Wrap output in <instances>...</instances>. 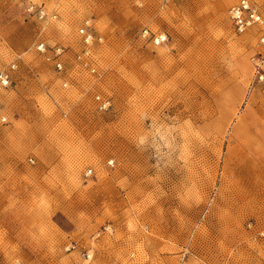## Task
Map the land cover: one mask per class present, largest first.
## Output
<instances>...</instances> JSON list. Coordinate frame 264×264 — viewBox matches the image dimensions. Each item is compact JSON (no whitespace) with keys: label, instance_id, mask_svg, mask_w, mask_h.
<instances>
[{"label":"rangeland","instance_id":"1","mask_svg":"<svg viewBox=\"0 0 264 264\" xmlns=\"http://www.w3.org/2000/svg\"><path fill=\"white\" fill-rule=\"evenodd\" d=\"M237 1L0 0V264H264V26L235 33Z\"/></svg>","mask_w":264,"mask_h":264},{"label":"built area","instance_id":"2","mask_svg":"<svg viewBox=\"0 0 264 264\" xmlns=\"http://www.w3.org/2000/svg\"><path fill=\"white\" fill-rule=\"evenodd\" d=\"M39 18L42 19L45 15L43 11H38ZM228 18L235 33L243 34L253 26L262 28L264 26V14L260 11L259 6L254 0H238L228 10ZM78 33L82 37V41L86 47L92 42V35L85 28H80ZM143 36L150 38L151 42L155 45L163 44L167 41L166 36L163 34H153L149 36L147 31L143 32ZM260 42H264V34L260 35ZM36 50L46 55L47 61H50L54 68L60 72L63 69L61 54L63 50L60 47H55L50 50L43 42H38ZM87 55V51L84 52ZM15 64L10 65V69H14ZM10 85V74L6 70H0V87L6 88ZM103 104V103H102ZM105 106V103L103 104ZM4 120V118H3Z\"/></svg>","mask_w":264,"mask_h":264}]
</instances>
